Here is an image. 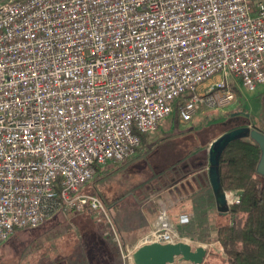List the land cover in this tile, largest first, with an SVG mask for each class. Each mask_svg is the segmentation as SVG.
<instances>
[{
	"label": "built area",
	"instance_id": "1",
	"mask_svg": "<svg viewBox=\"0 0 264 264\" xmlns=\"http://www.w3.org/2000/svg\"><path fill=\"white\" fill-rule=\"evenodd\" d=\"M262 84L260 0H0V244L57 212H89L129 260L137 248L122 251L104 203L82 191L97 168L174 110L188 123ZM160 211L142 244L191 245Z\"/></svg>",
	"mask_w": 264,
	"mask_h": 264
},
{
	"label": "rangeland",
	"instance_id": "2",
	"mask_svg": "<svg viewBox=\"0 0 264 264\" xmlns=\"http://www.w3.org/2000/svg\"><path fill=\"white\" fill-rule=\"evenodd\" d=\"M176 121L172 115L165 119L131 155L107 163L82 189L104 203L126 254L146 234L152 220L159 219L162 200L183 197L186 206L191 203L216 139L237 128L256 129L264 135V84L252 92L237 86L230 108L203 104L191 122L183 123L178 117ZM112 202H117L113 210ZM181 205L170 207L168 213L164 206L165 217L175 218ZM66 214L1 243L0 264H133L131 257H122L106 223L87 214ZM178 235L196 247L191 238ZM216 261L219 258L212 257L211 262Z\"/></svg>",
	"mask_w": 264,
	"mask_h": 264
},
{
	"label": "trees",
	"instance_id": "3",
	"mask_svg": "<svg viewBox=\"0 0 264 264\" xmlns=\"http://www.w3.org/2000/svg\"><path fill=\"white\" fill-rule=\"evenodd\" d=\"M172 116L176 124V110ZM139 137L140 143H144L146 134ZM247 137H235L220 147V185L224 191L238 195L239 204L230 206L225 220L216 228L214 242L219 245L218 252L210 248L208 254L210 258L220 257L227 264H264V176L257 173L261 152L258 145ZM100 171L101 168H97L94 178L99 176ZM85 214L94 218L89 212ZM65 215L57 212L49 218V222L51 218ZM24 229H14L9 238L12 235L16 238Z\"/></svg>",
	"mask_w": 264,
	"mask_h": 264
},
{
	"label": "water",
	"instance_id": "4",
	"mask_svg": "<svg viewBox=\"0 0 264 264\" xmlns=\"http://www.w3.org/2000/svg\"><path fill=\"white\" fill-rule=\"evenodd\" d=\"M259 147L261 156L257 173L264 176V135L256 129L237 128L222 135L210 145L208 160V180L214 196L216 209L220 214H227L229 206L224 190L219 180L220 147L223 143L235 137H247ZM207 255L203 246L193 247L190 244L178 242L175 244L145 243L132 254L133 264H202Z\"/></svg>",
	"mask_w": 264,
	"mask_h": 264
},
{
	"label": "crops",
	"instance_id": "5",
	"mask_svg": "<svg viewBox=\"0 0 264 264\" xmlns=\"http://www.w3.org/2000/svg\"><path fill=\"white\" fill-rule=\"evenodd\" d=\"M260 1L264 3V0ZM203 86H200L199 89H202ZM200 171L201 182L200 184H198L197 191L193 192L194 198L188 206H186L188 202L183 203V197L175 199L173 201L162 200V203L167 208L168 213V209L170 207L178 205L182 202V205L179 206V209L176 211L175 218H172L169 215L167 219L168 222L176 228V230L178 228L179 233H182V235L191 238L196 246H203L207 250V255L202 264H226L218 256L216 257L219 258V261L211 262L212 258H210L208 254L210 248H213L215 252H218L219 245L217 242H214V236L217 226L225 220V215L220 214L216 209L214 196L208 180V167L203 166ZM117 202H112V210L115 209ZM164 206L160 205V208ZM157 222L158 216H156L152 220V224L148 226L146 234H144V236H141L135 242V245L131 247L132 249L138 248L142 245L144 238L156 229Z\"/></svg>",
	"mask_w": 264,
	"mask_h": 264
}]
</instances>
